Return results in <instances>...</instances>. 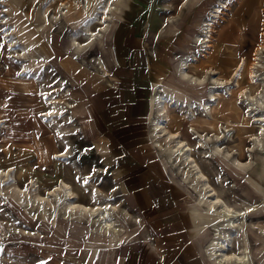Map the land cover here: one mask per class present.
<instances>
[{
	"label": "rangeland",
	"instance_id": "obj_1",
	"mask_svg": "<svg viewBox=\"0 0 264 264\" xmlns=\"http://www.w3.org/2000/svg\"><path fill=\"white\" fill-rule=\"evenodd\" d=\"M60 1L63 0H0V6L5 10L3 14L7 16L5 24L0 23V167L13 169L14 180L20 187L24 186L28 179H33L40 190H43L55 185L60 179H65V172L68 169L52 155L59 153L64 145L62 142L67 141L71 150L68 159L71 164H75L81 174L86 173L88 179L100 189L113 191L118 187V192L115 195L113 193L112 201L122 197L126 203L128 201L131 203L129 210L143 220L149 239H154L152 242L157 244V249L163 257L166 247L162 242L166 241V236L168 237L175 227L171 222L166 227L161 225V228L158 227L157 215L154 213L156 211L151 205L155 199L151 201L149 208L146 206L143 208L137 199L138 194L144 189L151 199L161 197L159 200L166 202L174 212L184 208L185 201L189 204V198L180 187L175 186V181L163 178L157 167V156L154 151L152 152L155 157L151 151L148 152L149 148L146 149L145 140H149L150 120L147 119V113L146 115L144 113L158 89L160 79L166 74L163 82H174V68L182 53H191L198 49L194 47L192 37L198 33L200 20L207 16L218 0H192L185 8L182 7V0H119L115 7L117 14L122 17L121 25L119 28L117 26L115 32L106 40L103 53L98 50L92 53L93 56L101 55L105 67H109L115 81L109 85L105 79L99 80L91 75L92 81L89 82L95 88L91 94L85 92L86 82L76 83L72 80L73 77L78 80L84 78V75L80 77L83 68L80 67L78 58L72 56L67 49L66 39L67 34L74 32L83 24L89 13L83 15L79 9L73 8L68 12L67 18L54 28L49 25V19L56 13L55 8ZM100 1L88 0V4L93 9ZM227 1L233 3L229 4L228 10L223 11L219 23L215 24L216 27L214 25L213 56L206 59L209 61L207 66L215 70L218 78L230 77L232 79L230 86L234 88V92L239 87L244 88V92L256 94L262 91V87L248 80L247 70L241 72L237 78L234 77L235 67L240 60L235 52L234 42L235 36L244 30V25H241V12L246 7L249 10L252 2L257 9L246 23L247 32L244 34L247 33L251 40L250 46L258 44L264 16L262 13L264 0H226L225 3ZM73 5L76 7L75 3ZM43 9L49 19L43 18ZM170 16H173L174 20L172 24L166 26ZM0 18H3L1 12ZM162 26L164 28H161ZM4 30H9V34L13 33L10 37L15 38L16 43L25 46L31 57L47 60L43 66L32 65L25 77L30 79L34 73L32 70H39L34 74H40V78H43L42 83L37 85L30 81L22 82L24 75L18 74L20 63L10 58L11 54L6 47L8 38L3 37ZM49 32L53 33L49 43L55 46L54 60L49 44L45 42ZM195 53L200 54L199 51ZM58 56L59 58L70 56L72 61L79 65L72 64L70 72L68 71L71 76L55 62ZM49 66L58 73V77L64 79L74 100L72 124L77 130L74 136L60 130L64 141L51 135L53 128L54 132L56 131L58 123L54 121L55 124L51 126L46 117H41L42 112L48 107L43 92L53 88L55 84L54 72L51 70L50 73L45 72ZM83 71L87 72L86 69ZM190 71L198 76L202 72L194 67H191ZM97 82L99 86H96ZM36 90L39 100L37 95L28 97L22 94ZM220 100L222 103L216 112L215 123L233 129L236 142L241 144V147L247 145L246 136L254 133L256 129L246 118V104L241 102L238 95L231 100L221 98ZM228 104L232 105L230 112L226 110ZM81 105L87 108L85 117L76 112ZM56 120L59 121L60 118ZM91 122L97 131V137L94 136ZM179 125L180 122L176 118L172 130L178 129ZM121 130L123 136L117 138L115 132ZM182 132L187 136L185 127ZM256 160L258 164L256 169L264 178L262 168L259 166H264V159ZM214 164L215 162H212L211 166L204 167L208 171ZM216 164L223 170L222 174H225L227 183H231L225 166L218 162ZM138 168L143 169L142 172H148L146 177L149 179L142 183L145 185L143 187L137 181L129 184L125 181L126 177ZM256 169L252 174L254 179ZM80 175L68 173V178L75 184ZM211 181L214 184L213 176ZM172 189L174 192L171 193ZM2 190L1 199L6 195L3 188ZM179 191L183 192V195L178 194ZM258 201L259 198L256 197L252 200V203L257 202L259 205L256 212L264 207V200ZM165 212V209L161 211L162 214ZM55 225L56 219L50 214L44 218L29 217L12 201H6L4 204L0 202V235L4 231L9 233L6 237L1 235L3 240L0 242V264H86L88 253L96 249L97 244L91 242L90 244L94 243L91 249L84 247V234L80 228H75L74 234L69 235L64 229L66 228L64 224L61 223L57 230L54 229ZM15 226L18 230L13 231L12 228ZM20 229H25L29 233L23 234ZM121 248L125 247L119 249ZM102 251L108 253L109 249L95 253L87 264H95L97 256L99 257ZM196 257L203 261L198 252Z\"/></svg>",
	"mask_w": 264,
	"mask_h": 264
},
{
	"label": "bare ground",
	"instance_id": "obj_2",
	"mask_svg": "<svg viewBox=\"0 0 264 264\" xmlns=\"http://www.w3.org/2000/svg\"><path fill=\"white\" fill-rule=\"evenodd\" d=\"M191 1L182 0V7H188ZM225 1L218 0L209 10L207 16L200 20L197 28L198 33L192 37L194 47L198 49L191 53L183 52L180 59L178 58L174 68V82H163L166 74L160 79L158 89L146 108L150 120L148 143L149 147L158 153L170 178L192 199L190 211L195 226L200 224L201 217L209 221L208 227L201 228L200 231H197V228L194 236L206 228L200 235V239H207L205 247L207 254L212 257H209L211 262H214L213 264H252L250 242L247 235L249 226L246 218L248 214H255L259 205L258 203H245L244 200L229 195L230 188L223 185L226 181L225 175L220 174L219 176L215 173L220 188L212 185L209 177L210 171L204 167L211 166L212 162L221 163L234 174L243 177L242 182L245 185L242 190L243 195L247 194V189H250L254 195L259 197V201L264 200V178L256 169L258 166L256 158L264 159V16L259 30L258 44L250 46L251 40L247 37V33L246 35L244 33L247 32L246 23L249 22L253 12L257 9L255 4L250 2V9L247 10L246 7L241 12V25H244V30L235 36L234 42L235 52L240 59L235 67L234 77L237 78L241 72L247 70L248 80L261 86L262 91L251 94L244 92V88L238 87L237 91L234 92V88L230 86L232 79L230 77L218 78L215 70L211 66H207L209 61L206 60L213 56L215 24L219 23L223 11L230 7L231 2L225 3ZM118 2L119 0H101L92 9L88 0H63L57 4L56 13L50 17L51 19L47 17L46 11L43 9V18H48L50 20L49 25L56 28L67 18L68 12L73 8L79 9L83 15L89 13L83 24L66 36L67 49L72 56L78 58L81 68L96 75L108 77L110 74L101 55L93 56L92 53L95 50L103 53L106 40L115 32L117 26L119 28L121 25L122 17L117 14V7H115ZM72 3H75L76 7ZM3 8L0 6L3 17L0 18L2 25L7 20V16L5 17L3 14L5 12ZM168 20L167 23L165 22L166 26L172 24L174 17L170 16ZM9 32V30H4L3 37L8 38L6 47L11 54L10 58L20 63L18 74L24 75L22 82L42 83L43 78H40V74H34L39 70H32L34 73L30 79L25 77L32 65L43 66L47 60L41 59V57H31L27 48L21 43H16L17 40L10 37L13 33L9 34ZM52 34L50 32L47 34L45 42L49 44L54 60L56 54L53 48L55 46L49 43ZM196 51H199L200 54H196ZM71 58L65 56L62 61L57 62L56 60L55 62L69 73L72 64L75 63ZM191 67L200 69L201 75L193 74L190 71ZM46 69L45 72L49 70L54 72L53 81L55 84L53 88L43 92L46 95L48 107L42 112L41 117H46L51 126L55 124L54 121L58 123V126L55 127L56 131L54 132L53 128L51 135L63 140L64 136L60 130L66 131L67 135L70 136H74L77 130L72 124L74 100L71 90L65 85L64 79L58 77V73L51 66ZM22 94L28 97L37 95L38 100L40 98L38 90ZM236 95L243 104H246V118L251 121L250 124L256 129L254 133L246 136L248 144L243 147L234 139L233 129L215 123L216 112L222 103L220 98L231 100ZM231 108L232 105L228 104L226 110L230 112ZM56 118H60V120L57 121ZM176 118L180 125L178 129L172 130ZM44 124L49 125V123ZM184 127L187 136L182 132ZM229 127L231 126L229 125ZM62 143H64L62 150L52 156L68 169L65 172V179L62 178L55 185L43 190H40L37 182L33 179H28L25 185L20 187L14 180L13 169L0 167V187L3 186L2 188L6 192L5 198H0V202L4 204L6 201H12L29 217L40 216L44 218L50 214L56 219L54 229L57 230L62 223L66 226L64 229L69 235L74 234L75 228H80L84 234V243L87 244V246L84 244V247H90V249L94 243L109 246L118 243L126 233V226L130 227L133 223L142 226L143 220L139 215L129 210V204L122 197L117 201H112L113 193L118 191V187H115L113 191H105L94 185L86 173L81 174L77 166L71 164L68 160L71 152L68 142ZM214 165L211 170L217 169V167L214 168ZM259 166L264 174V166ZM255 169L257 174L254 179L252 174H254ZM68 173L81 175L76 183L72 184L68 178ZM85 178L88 179L87 184L83 183ZM233 179L236 178L233 177ZM2 188H0L1 193L3 192ZM236 207L242 208V210H238ZM16 229V226L12 228L13 231ZM252 229L253 233L258 234L259 237L264 236V230L255 223H253ZM20 232L26 235L29 233L25 229H20ZM8 234L4 231L1 235L6 237ZM1 235L0 242L3 240ZM91 242L94 243L90 244ZM227 245L231 248L241 247L242 254H237L235 251L224 253L222 250L227 249ZM216 253L218 254L216 255ZM204 259L207 258L204 257Z\"/></svg>",
	"mask_w": 264,
	"mask_h": 264
},
{
	"label": "crops",
	"instance_id": "obj_3",
	"mask_svg": "<svg viewBox=\"0 0 264 264\" xmlns=\"http://www.w3.org/2000/svg\"><path fill=\"white\" fill-rule=\"evenodd\" d=\"M68 35V34H67ZM57 43V40L55 41ZM64 59L63 58H58L56 59L57 62H60ZM56 68V67H55ZM109 71L110 76L108 77H102L100 75H96L90 71L87 70L83 71L81 69L80 72V77L82 78V75H84V78L82 80H78V78L73 77V81L76 83H81V82H86L87 87H85V92L87 94H91L93 90L95 89L94 86L89 82L92 81V76L97 77L99 80L100 79H105L107 84L112 85L113 82L115 81V77L111 73L109 67L106 68ZM64 70V69H63ZM65 71V70H64ZM66 72V71H65ZM67 73V72H66ZM69 76H71L69 73H67ZM100 82V81H98ZM97 82V84H98ZM100 84L96 85L99 86ZM76 111L78 114H81V116L85 117L87 113V108L85 105H81L79 109ZM147 110V109H146ZM147 111H145L144 115H146ZM81 117V118H83ZM147 119L149 120V117L147 115ZM91 126L93 129L94 136L97 137V131L95 127L93 126V123L91 122ZM123 130L121 131H116V136L117 138H121L123 136L122 133ZM214 134V133H212ZM148 141L145 140V147L148 150V152H152L153 150L149 147V143L146 144ZM155 153V152H154ZM153 154V152H152ZM157 156V167L159 171L161 172L163 178H165L167 181H173L167 170L164 168V166L161 163V159L159 158V155L155 153ZM154 156V154H153ZM155 157V156H154ZM216 164V162H215ZM222 165V164H221ZM219 166V165H218ZM217 164L214 165V168L217 167L216 170H209L210 172L213 171V174L209 172V177L211 180V177L213 176V180L215 181L214 185L215 187L220 188L219 182H217L215 173L220 176L222 174L223 170L221 171L220 168H218ZM228 171V175L231 178V183H227V179L225 178V183L223 184L225 187L230 188L229 190V195H233L234 197H237L239 200H244L245 203L252 204V200L256 197V195H253L250 189H247V194L243 195L242 190L243 186H245L242 182V176H238L234 174L232 171H230L227 167H225ZM143 169L138 168L137 170L132 171L125 179L126 183H132L133 181H137L139 184L146 182L149 177H146V173L148 172H142ZM231 172V173H230ZM225 175V174H222ZM233 175V176H232ZM236 178V179H233ZM234 180V182H233ZM227 184V185H226ZM234 184V185H233ZM230 185V186H229ZM234 187H232V186ZM145 186L144 184L141 185V187ZM169 186H172L169 184ZM177 187V185L175 184ZM179 187V186H178ZM247 187V186H246ZM245 188V187H244ZM181 189V188H180ZM234 189V190H233ZM236 189V190H235ZM144 189L140 190V194H138V201L139 204L145 208H149V204H151V201L155 199L153 202V209L156 215H157V221H158V227L165 226L170 224V222L174 225L175 230L169 235L168 237L166 236V241L162 242V244H165L164 247V255L162 257L161 252L158 251L157 249V244L153 243L152 241L154 239H149V234H147L146 226L142 224L140 226L138 223H133L132 226L128 227L126 229V233L124 236L121 237V240L116 243V244H111V246L107 244H99L97 245L96 249L88 253V257L86 258L85 263L87 264L89 260L92 258V256L101 251V250H107L109 249L108 253L106 251H102L99 253V257L97 256V261H95V264H213L214 262H211V259H209V256L207 254V249L205 247V243L207 239H200V235L206 230L208 227V220H205L203 217L200 219V224L195 226L192 213L190 211L192 199L190 196L187 194L189 198V204L186 203L184 204V208L182 207L181 209L179 208L176 212L172 210L170 206L167 205L166 202L159 200L161 197L156 198H150L148 196V193L143 191ZM183 191V189H181ZM118 192V191H117ZM115 192L114 195L117 193ZM174 192V190H171V193ZM180 192V191H179ZM178 193V192H177ZM178 194L183 195V192H180ZM126 195V194H125ZM120 198V197H119ZM118 198V199H119ZM244 198V199H243ZM260 200V199H259ZM164 202V203H162ZM234 203L235 201H230ZM237 202V200H236ZM130 202L128 201L127 204ZM136 205V202H133ZM257 203V202H254ZM231 204V203H230ZM175 206V205H174ZM129 207H131V203L129 204ZM171 208V209H170ZM237 208V207H236ZM166 210L165 213H161L162 210ZM167 209L169 211H167ZM238 210H242V208H237ZM131 211V210H130ZM183 211H186L184 213ZM264 207H262L259 211H257L255 214H248L246 220H251L248 221V230H247V235L249 238L250 242V254H251V263L252 264H264V236L259 237L258 234L253 233L252 225L257 221L256 225L261 227L264 230ZM203 218V219H202ZM251 226V227H250ZM205 228V230L197 236H194L195 232L200 231L201 228ZM138 228V229H137ZM161 228V227H160ZM164 228V227H163ZM198 228V229H197ZM195 229V230H194ZM197 229V231H196ZM142 231V232H141ZM221 232V231H220ZM135 234V235H134ZM138 235V237H134ZM252 236V237H251ZM134 237V238H133ZM146 244V245H145ZM125 247L121 248L120 247ZM148 246V247H146ZM227 249H224V253H228L231 251H235L237 254H242L241 252V247H235L231 248L229 245H227ZM175 247V248H171ZM240 248V249H239ZM116 249H119L118 251H115ZM220 249V248H219ZM239 249V250H238ZM150 250V251H149ZM218 250V249H217ZM216 250V251H217ZM196 252H198L202 258L203 261H201L199 258L196 257ZM218 253H216L217 255ZM204 257L207 259L205 260ZM212 258V257H211ZM258 258V259H257ZM216 264V263H215Z\"/></svg>",
	"mask_w": 264,
	"mask_h": 264
},
{
	"label": "snow or ice",
	"instance_id": "obj_4",
	"mask_svg": "<svg viewBox=\"0 0 264 264\" xmlns=\"http://www.w3.org/2000/svg\"><path fill=\"white\" fill-rule=\"evenodd\" d=\"M49 115H51V113H49ZM84 184H87L88 183V179L85 178L84 181H83Z\"/></svg>",
	"mask_w": 264,
	"mask_h": 264
}]
</instances>
